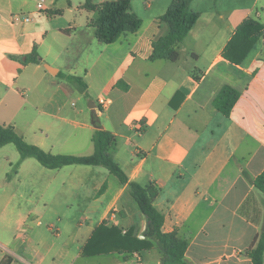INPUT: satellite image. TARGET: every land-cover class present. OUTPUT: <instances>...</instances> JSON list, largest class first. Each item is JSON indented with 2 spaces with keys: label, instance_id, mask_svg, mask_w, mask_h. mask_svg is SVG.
I'll return each mask as SVG.
<instances>
[{
  "label": "crops",
  "instance_id": "obj_1",
  "mask_svg": "<svg viewBox=\"0 0 264 264\" xmlns=\"http://www.w3.org/2000/svg\"><path fill=\"white\" fill-rule=\"evenodd\" d=\"M44 1L39 10V0H0V123L54 154L90 155L95 132L111 131V154L130 181L158 186L163 231L188 241L190 263L252 264L243 252L264 224L255 186L264 171V36L242 64L224 52L248 18L264 26V0L197 10L176 61L150 59L170 29L166 12L107 44L86 0ZM35 47L39 61L24 64ZM225 86L239 91L228 115L214 104ZM77 92L87 104H75ZM102 224L139 238L148 224L129 185L106 167L51 169L13 143L0 148V264L6 256L10 264H164L156 241L84 254Z\"/></svg>",
  "mask_w": 264,
  "mask_h": 264
},
{
  "label": "trees",
  "instance_id": "obj_2",
  "mask_svg": "<svg viewBox=\"0 0 264 264\" xmlns=\"http://www.w3.org/2000/svg\"><path fill=\"white\" fill-rule=\"evenodd\" d=\"M134 0H112L98 4L94 0H86L84 7L98 11L95 21L96 35L104 43L117 41L124 33L136 32L143 24V20L132 12ZM149 1V0H147ZM192 0H173L161 20L170 25L168 33L158 38L153 44L151 60L167 59L176 61L180 57L178 45L186 38L199 18V12L191 8ZM264 36V26L256 18H248L242 23L228 43L224 55L234 64H242L248 57L260 38ZM38 52L35 47L32 53L25 55L23 63L38 62ZM14 58L20 59L18 56ZM72 81L80 82V78L71 76ZM84 85V83H81ZM239 96V91L231 86H225L214 100L215 106L228 115ZM97 118V117H96ZM95 151L90 155L54 154L43 148L30 144L16 130L15 126L0 123V148L13 143L22 157H34L43 166L51 169L65 165L82 164L104 166L114 174L122 184H128L131 195L136 200L140 210L148 220L144 238L134 234V230L122 233L117 227L107 228L105 225L97 227L84 247V254L96 255L112 251H143L158 243L161 259L164 264H192L186 259L188 241L176 232L163 231L165 216L155 204L158 196V186L150 182L142 185L130 181L127 173L114 159L111 149L117 144L114 133L105 129H98L94 136ZM256 188L264 195V171L255 179ZM264 206V201H263ZM243 254L252 260V264H264V232L255 236L252 244ZM12 258L6 256L1 264H10Z\"/></svg>",
  "mask_w": 264,
  "mask_h": 264
},
{
  "label": "rangeland",
  "instance_id": "obj_3",
  "mask_svg": "<svg viewBox=\"0 0 264 264\" xmlns=\"http://www.w3.org/2000/svg\"><path fill=\"white\" fill-rule=\"evenodd\" d=\"M112 1V0H108ZM173 0H153V7L150 8L148 7V1L147 0H134L132 2V11L136 13L142 20H144L146 23L150 20V18L154 16L161 15L165 13L172 3ZM254 0H195L192 3V9L194 10H203V9H209V10H215V9H220L221 7L224 8H229L233 5L237 4H252ZM80 92L82 90H79ZM79 92H77L73 96V101L77 105H81L82 102L87 104V100H79L78 99ZM80 206V205H79ZM63 206L60 207L59 210L62 211ZM52 220H45L44 222L48 224V222H51ZM46 224L41 226V231H44L45 233H48L50 236H52L51 232H46ZM43 229V230H42ZM65 231V229H64ZM25 232V231H24ZM65 233V232H64ZM66 236L65 234L63 235L62 239H65ZM61 239V240H62ZM15 246V245H13ZM11 257V256H10ZM12 258V257H11Z\"/></svg>",
  "mask_w": 264,
  "mask_h": 264
},
{
  "label": "built area",
  "instance_id": "obj_4",
  "mask_svg": "<svg viewBox=\"0 0 264 264\" xmlns=\"http://www.w3.org/2000/svg\"><path fill=\"white\" fill-rule=\"evenodd\" d=\"M44 0H39V2H38V9L40 10V9H44ZM14 20L16 21V20H20V16L19 15H15V17H14ZM24 20H26V21H28V20H30V18L29 17H27V18H25ZM108 101H107V99H100V103H102V104H106Z\"/></svg>",
  "mask_w": 264,
  "mask_h": 264
},
{
  "label": "water",
  "instance_id": "obj_5",
  "mask_svg": "<svg viewBox=\"0 0 264 264\" xmlns=\"http://www.w3.org/2000/svg\"><path fill=\"white\" fill-rule=\"evenodd\" d=\"M262 231L264 232V224H263V226H262Z\"/></svg>",
  "mask_w": 264,
  "mask_h": 264
}]
</instances>
